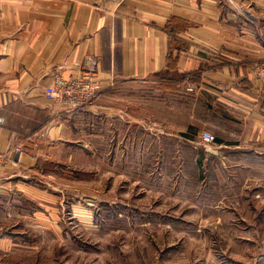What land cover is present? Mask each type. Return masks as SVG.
<instances>
[{
  "label": "crops",
  "instance_id": "1",
  "mask_svg": "<svg viewBox=\"0 0 264 264\" xmlns=\"http://www.w3.org/2000/svg\"><path fill=\"white\" fill-rule=\"evenodd\" d=\"M90 56L104 89L181 76L226 153L264 155V0H0V264L31 251L11 209L47 198L49 165L62 166L106 110L95 101L73 111L47 95Z\"/></svg>",
  "mask_w": 264,
  "mask_h": 264
},
{
  "label": "rangeland",
  "instance_id": "2",
  "mask_svg": "<svg viewBox=\"0 0 264 264\" xmlns=\"http://www.w3.org/2000/svg\"><path fill=\"white\" fill-rule=\"evenodd\" d=\"M188 84L99 90L107 112L49 165L47 198L11 209L31 242L18 264H264V155L226 153Z\"/></svg>",
  "mask_w": 264,
  "mask_h": 264
},
{
  "label": "built area",
  "instance_id": "3",
  "mask_svg": "<svg viewBox=\"0 0 264 264\" xmlns=\"http://www.w3.org/2000/svg\"><path fill=\"white\" fill-rule=\"evenodd\" d=\"M257 70L260 76H264V64H258ZM102 84L99 78V60L90 56L85 60L81 73L74 79H56L55 85L47 88V95L51 99H56L70 107L73 111L87 109L97 99ZM188 89L194 90L195 86L189 83ZM202 141L209 145L216 139L214 133L204 131L201 136ZM3 154L0 151V160Z\"/></svg>",
  "mask_w": 264,
  "mask_h": 264
}]
</instances>
